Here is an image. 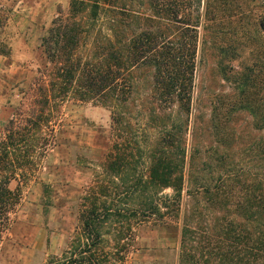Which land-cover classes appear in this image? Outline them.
Here are the masks:
<instances>
[{
	"label": "trees",
	"instance_id": "16d2710c",
	"mask_svg": "<svg viewBox=\"0 0 264 264\" xmlns=\"http://www.w3.org/2000/svg\"><path fill=\"white\" fill-rule=\"evenodd\" d=\"M134 3L147 4L151 13ZM259 5L257 85L264 63V1ZM227 9V0H71L70 16L54 19L42 39L53 72L48 83L38 80L42 109L33 120H51L57 99L94 100L112 109L115 137L102 173L83 196L80 226L45 264H126L134 224L149 217L182 218L179 264H264V96L257 109L242 105L257 115L261 132L257 173L246 176L224 154L208 172L211 158L188 148L200 30L204 44L208 33L224 34L223 22L214 23ZM91 38L87 48L84 40ZM238 47L217 43L226 55ZM140 75L150 76L152 107L134 114ZM213 126L226 152V126ZM17 200V191L0 184L5 221Z\"/></svg>",
	"mask_w": 264,
	"mask_h": 264
},
{
	"label": "rangeland",
	"instance_id": "374dc122",
	"mask_svg": "<svg viewBox=\"0 0 264 264\" xmlns=\"http://www.w3.org/2000/svg\"><path fill=\"white\" fill-rule=\"evenodd\" d=\"M262 1L227 0L224 17L218 13L214 23L223 22L225 33H208L204 44L200 30L188 148L211 158L208 172L221 154L234 159L246 176L263 165L257 158V115L242 108L248 103L257 109L264 96V63L257 85L255 25ZM70 2L0 0V184L18 194L8 220L0 216V264H45L62 253L80 226L86 189L102 173L112 151V109L98 101L57 99L48 111L51 120H33L35 111L42 109L37 103L42 94L38 80L43 77L48 83L53 72L42 39L55 18L70 16ZM137 4L138 10L151 13L147 4ZM84 41L90 48L92 38ZM234 42L238 53L226 55L217 48V43L226 47ZM148 78L137 76L134 114L152 107ZM217 122L226 126V152L219 146L222 135L213 128ZM187 203L185 196L182 212ZM181 219L138 220L126 264H179Z\"/></svg>",
	"mask_w": 264,
	"mask_h": 264
}]
</instances>
